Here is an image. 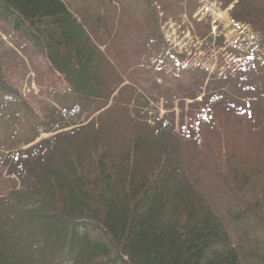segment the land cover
I'll use <instances>...</instances> for the list:
<instances>
[{"label": "trees", "instance_id": "trees-1", "mask_svg": "<svg viewBox=\"0 0 264 264\" xmlns=\"http://www.w3.org/2000/svg\"><path fill=\"white\" fill-rule=\"evenodd\" d=\"M173 1L180 14L182 0ZM158 2L165 9L162 0H0V19L47 58L75 98L66 114L54 109L38 121L0 78V127H12L23 145L67 120L75 126L43 149L8 155L21 188L0 196V264H264V160L224 152L228 181L217 191L223 211H215L185 171L188 139L173 110L205 91L202 107L189 111L202 124L236 90L249 106L264 95V36L249 43L239 71L203 89L209 70L165 42ZM234 9L264 35V0ZM196 125L184 126L189 136Z\"/></svg>", "mask_w": 264, "mask_h": 264}, {"label": "rangeland", "instance_id": "rangeland-1", "mask_svg": "<svg viewBox=\"0 0 264 264\" xmlns=\"http://www.w3.org/2000/svg\"><path fill=\"white\" fill-rule=\"evenodd\" d=\"M162 1H165L162 2L165 7L162 11L158 2L161 34L173 51L186 54L196 62L201 61L203 67L209 70L203 89L211 81L239 71L243 67V60L249 58V43L264 36L249 21L244 20V13L239 14L234 9L239 0H182L183 9L180 14L173 13L176 1ZM258 61L264 66V56ZM0 78L19 94L21 100L36 114L38 121L48 122L52 119L54 109L66 114L74 105L75 98L69 86L52 69L47 58L26 41L22 32L15 31L1 19ZM204 95L205 91L196 99L187 100L185 109L176 107L173 110L175 121L182 123L177 127L180 137L184 135L188 139L183 140L181 145L185 171L197 185H202L201 191L210 197L213 209L222 212V200L216 198L217 191L228 181L224 173V152L230 151L243 157L246 155L245 158H253L254 156L249 155L256 154L264 160V95L255 93L256 97L249 106L247 94L236 90L221 104L223 107L219 112L216 111L214 118H209V114L205 115L204 112L202 115L205 116H201L208 117L209 121L202 120L204 123L198 124V119L194 120L189 111L202 107L200 102ZM6 105V97L0 89L1 115L7 113L4 108ZM160 112L161 117L169 113L163 110L162 105ZM97 115L80 119L77 125L86 124ZM25 116L21 118L19 128L24 125ZM67 123L70 126L61 130L41 132L28 145L22 144L24 138L17 135L12 127H0V196L21 188L18 177L10 173L11 159L8 155L37 144L34 151L43 149L47 140L61 133H69L75 127L72 120H67ZM194 123L197 124L193 130H196V136H189L188 131ZM185 125L188 126V131L184 129Z\"/></svg>", "mask_w": 264, "mask_h": 264}]
</instances>
